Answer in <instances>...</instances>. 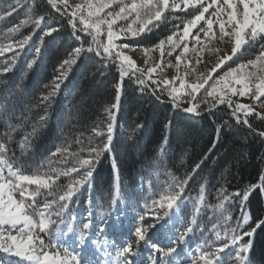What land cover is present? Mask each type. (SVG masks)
<instances>
[{
	"label": "trees",
	"instance_id": "trees-1",
	"mask_svg": "<svg viewBox=\"0 0 264 264\" xmlns=\"http://www.w3.org/2000/svg\"><path fill=\"white\" fill-rule=\"evenodd\" d=\"M10 7L14 10L8 15ZM117 8V5H113V8L105 11ZM194 13V9L166 11V21L155 22V27L150 24L139 36L129 35L114 43L132 46L124 49H152L159 41L182 29L183 23L191 19ZM0 14L5 17L0 20V46L32 35L23 51L17 50L18 55L6 52L0 56V69L11 66V71L0 74V140L11 137L8 155L25 173L54 174L53 169L73 167L77 163L76 155L89 157L88 149L101 146L105 140L104 136H95L93 130L106 128L108 117L105 109L115 103L116 85L121 82L117 67L119 61L106 65L95 52H82L77 63L68 70L67 78L58 92L44 101L42 98L52 90L53 79L59 74L62 61L69 58L75 47L83 46L86 49L90 37L77 32L76 35L82 38L77 40L69 18L61 17L47 4V0H0ZM29 15H43L46 24L58 28V31L44 36L42 40L44 24L41 29L29 24L21 26L16 33L8 32L9 28L21 24ZM130 21L131 17L129 21H119L114 28L118 31ZM77 25L79 27L78 20ZM100 39L106 43V35ZM184 43L181 42V47ZM191 45L194 46V43ZM37 47L41 53L37 63L29 69L27 64L36 57ZM179 49L163 60L164 65L152 75V80L165 79L168 63L176 66L175 55L180 53ZM259 51V44L245 45L241 53L213 74L214 78L240 63L254 59ZM13 56L16 57L14 64ZM179 67V73L174 75L183 76L188 69L183 61ZM144 73L146 76L147 72ZM186 78L190 83L195 82L189 76ZM146 84L147 87H143L135 79L123 78L119 110L112 109L115 125L111 148L94 162L90 182L81 187L71 201L66 202L68 207L61 214L63 220H70L72 214L80 211L97 215L105 213L112 221L106 225V236L113 242L121 243L124 233L130 231L118 229L112 218L115 212L121 214L122 220L128 216L131 219L134 214L140 216L145 210L143 205L160 201L162 195L176 191L180 181L188 178L181 199L171 209L167 207V201L160 204L162 213H169L168 228L151 235L152 242L167 247L174 239L178 240L186 227L191 226L193 231L187 234L183 244L178 245L175 257L194 251L197 247L208 251L227 243L229 247L219 254L222 257L219 264H239L235 257L236 249L230 247L233 229L239 235L254 227L257 221L264 220V195L257 188L250 192L246 202H242L241 197L233 193H243L250 185H258L260 176L264 174V137L258 134L264 131V120L255 115L249 116L250 130L236 123L232 110L226 105L201 111L198 116L185 113L182 108L187 107V103H181L179 108L173 107L167 92L153 95L152 89L157 86L147 79ZM172 86L179 89V81L173 80ZM42 116L45 118L41 119ZM217 129H220L219 135ZM21 142L26 144L23 152L19 147ZM58 148L67 151L53 155ZM86 170L81 168L78 172L59 176L53 191L64 190ZM117 187L119 203L113 208L110 201ZM30 188L34 189L35 185ZM54 198L41 195L37 197V203L42 206L45 200ZM89 200L91 206L87 203ZM221 203L223 207H218ZM174 206L179 216L176 224L171 219ZM244 215L250 219L246 225L242 218ZM52 219L60 226L61 217L53 215ZM55 231L56 225H53L50 236L41 234L45 244L49 240L54 243ZM249 239L252 240L250 264H264V226L257 229L253 237L244 236L238 243ZM146 250L151 256L149 264L160 259L159 253ZM7 258H11L13 264L14 260L20 259L0 251V262Z\"/></svg>",
	"mask_w": 264,
	"mask_h": 264
},
{
	"label": "snow or ice",
	"instance_id": "snow-or-ice-1",
	"mask_svg": "<svg viewBox=\"0 0 264 264\" xmlns=\"http://www.w3.org/2000/svg\"><path fill=\"white\" fill-rule=\"evenodd\" d=\"M47 4L61 17L66 16L69 18L73 35L77 40L82 39L81 36L76 35L79 32L90 37V42L86 49L83 46L75 47L69 58L62 61L59 74L53 79L52 90L42 99L48 101L58 92L61 83L67 78L68 70L77 63L78 58L84 51L95 52V55L104 60L106 65L108 62L119 61L117 67L121 82L116 85L115 103L110 108L105 109L108 117L106 128L93 130L95 136H104L105 140L101 146L90 147L88 149L89 157L87 158L72 154L76 155L77 161L73 167L63 170L53 169L51 171L54 174L25 173L16 160L8 155L10 151L8 143L11 137L9 136L8 140H0V251L26 260L29 264H92L85 248L86 233L92 228L91 219H88L82 225L75 226V214H72L71 219L66 223L61 214L68 207L66 202L71 201L73 195L90 182L94 162L100 158L103 152L109 151L111 148L115 125V114L112 109L119 110L123 78L135 79L137 84L143 87H147L146 79L151 80V83L157 86L152 89L153 95H156L157 92L161 94L167 92L173 107L179 108L181 103H187L188 106L183 107L182 111L192 115L198 116L201 111H210L218 105H226L232 110V116L236 123L243 124L251 130L252 125L248 117L255 115L264 120V115L256 113L253 106L233 103L227 97L229 94L249 97L264 107V100L261 99L264 97V0H83V3L75 6L70 5L69 0H47ZM113 5H117L118 8L113 11H105L113 8ZM188 9H194L195 13L191 19L183 23L182 29L169 35L166 40L159 41L152 49L144 50L147 54L150 50L158 49L161 57L159 63L147 69L146 76L144 70L139 68L128 55L121 50H117L132 48V46L127 44L116 45L114 41L129 35L137 37L146 30L148 25L151 24L155 27L157 26L155 22L166 21L167 17L164 15L166 11L179 12ZM13 10L10 7L7 14L11 15ZM129 17H131V21L121 26L118 31L114 28L119 21H129ZM4 18V15L0 14V20ZM29 24L34 25L35 29H41V25H45L41 40L44 36H51L58 31V28L46 24L43 15L35 17L29 15L21 21V24L9 28L8 32L16 33L21 26ZM214 26L218 27L220 42H232L231 55L220 57L206 74H195V67L201 63V58L198 56L195 63L186 60L184 54L188 53L190 48L187 43H184L182 51L175 55L177 72L180 71L179 66L182 61L188 69L183 76L178 75L176 77V80H179V89L172 86V79L166 78L162 81L151 79L152 75L158 73V70L164 65L163 56L165 53L167 52V55L172 56L175 49L181 48V42L188 40L190 36L195 44L199 46L192 48V51L202 52L205 48H208L212 41L217 38ZM194 29L196 30L195 33L193 32ZM180 32H182V35H180ZM105 35L106 43L100 39ZM174 37H177V39H174ZM225 38H227V41ZM31 39L32 35L30 34L19 41L0 46V56H4L6 52H14L18 55L17 50L23 51ZM257 44H259L260 51L254 59H249L246 63H240L237 67L230 68L222 75L214 78L213 74L223 67L227 61L232 60L238 53H241L245 45L256 46ZM212 50L218 51L217 49ZM35 52L36 57L27 64L29 69L37 63L41 49L37 47ZM15 59L16 57L13 56V64ZM149 62L146 61V63ZM167 66L171 67L172 65L169 62ZM9 71H11V66H6L0 69V74ZM137 73H140V75H136ZM193 74H195V82L185 83V78ZM161 84L163 87H161ZM201 90H203V94H201ZM184 97H187V100H184ZM157 98L159 99V96ZM44 118L41 117V119ZM219 131L220 129H217L218 135ZM258 134L264 137V131H259ZM6 135L8 134L6 133ZM19 147L23 152L26 144L21 142ZM62 151L67 150L58 148L53 155ZM113 167L115 168V164ZM81 168L87 170L82 173L79 179H74L62 191H53V185L59 176L78 172ZM196 168H199V165H196ZM187 179L180 181L176 191L166 192L162 195L160 203L163 204L164 201H167V207L171 209L173 204L181 199ZM33 185H35V188L31 189L30 186ZM257 188L264 195V174L260 176L258 185H250L243 193L236 192L233 195L241 197L242 202H246L250 192L257 190ZM201 192H203V189H201ZM41 195L54 196L55 198L45 200L43 205L39 206L37 197ZM200 199H203L202 195ZM224 199H227V197ZM87 203L91 206V200ZM118 203L119 191L117 187L110 204L114 208ZM153 203L157 202L153 201ZM218 207H223V203L219 204ZM53 215L61 217L59 223L64 224L63 229L59 227L57 221L52 219ZM88 215L91 217V212ZM168 217V212L156 214L147 225L141 224L138 226L135 229L136 246L127 244L120 250L119 255L123 257L121 264H136V261L131 258L140 255L141 242L150 245L156 253L160 254V259L158 261L154 260L152 264H176L174 254H178V245L185 242L187 234L191 233L193 228L191 226L186 227L184 233L179 235L178 240L174 239L167 247L152 242L149 229L164 231L168 228ZM242 218L244 222H247L249 216L244 215ZM144 219V215L139 216L140 221H144ZM194 223L195 220H193ZM53 225H56L58 235L75 236L76 247L84 250L85 254L81 255V252L75 250L70 251L67 246L64 247L63 256L59 252L51 253L48 251L49 246L59 247V245H52L51 240L46 245L41 234L50 236ZM262 226H264V220H259L254 227L239 235L235 234L236 230L233 229L234 234L231 242L237 245L235 257L239 264H250L249 253L252 248V240L249 239L242 244L238 241L243 240L244 236L253 237L256 230ZM77 227L80 228L78 233ZM105 228L106 222L105 226L100 227L97 231L103 233ZM228 247L229 244L225 243L223 246H216L208 251H200L198 258L192 260L191 264H219L222 259L219 254Z\"/></svg>",
	"mask_w": 264,
	"mask_h": 264
},
{
	"label": "rangeland",
	"instance_id": "rangeland-1",
	"mask_svg": "<svg viewBox=\"0 0 264 264\" xmlns=\"http://www.w3.org/2000/svg\"><path fill=\"white\" fill-rule=\"evenodd\" d=\"M69 3L71 4H80L83 3V0H69ZM195 30V29H194ZM193 30V32H194ZM214 30L216 31V36L217 38L212 41L211 45L208 48H205L202 52H194L191 49L194 47H199L195 44V41L189 37L188 40L185 41L189 45L190 51L188 53H185V58L190 59L193 63H195L197 57L199 56L201 58V63L196 65L195 67V74H206L209 69H211L218 59L220 57H223L225 55H231V49H232V42L226 41L227 42H220L219 41V33H218V27L214 26ZM194 43V46L191 45V43ZM167 47V46H166ZM212 49H217L218 51H214ZM180 52L182 51V47L179 49ZM124 54L128 55L135 63L136 65L143 69L144 71L147 72V69L154 64H157L160 62L161 57H160V52L152 53L148 52L147 54L145 51L141 50H134V49H123L122 51ZM168 57L167 52L163 56V60ZM146 61H150L149 63H146ZM184 65V62H183ZM222 68V67H221ZM220 68V69H221ZM218 69L217 72L220 70ZM247 71V69H245ZM216 72V73H217ZM174 73H177L176 71V66L172 65L171 67L168 66V69L164 73V78L168 79H173L174 81H179L176 80L177 74L174 75ZM189 75L191 81H194V76ZM185 83H190V80L188 78L185 79ZM239 87V86H237ZM228 99H231L235 103H240L244 105H250L254 107L255 111L260 112L261 114L264 115V107L260 106V104L253 99L249 97H240V96H232L228 95ZM264 100V97L261 98ZM160 201H157V203H151L150 205H143L144 213L141 215L145 216L144 221L139 220V216L131 215V218L128 216L124 220L120 219L121 214L118 212H115L112 216L114 219L116 226H118V229L121 231H125L128 228L129 233L126 232V236L122 238V241L119 246L115 245L116 243H110V241L107 239L106 236V231L103 233H100L97 231L102 226L110 225L112 223L111 220L106 216L105 213H100V214H92L91 217H89V213H83V212H78L75 214L76 216V221H75V226L82 225L84 222H87L88 219H91L92 221V228L91 230L86 233L87 238L90 236L89 239L86 241V253L88 258L92 261V264H121V261L123 260V257L119 255L120 250L126 246L127 244H132L134 247L136 246V236H135V229L140 226L141 224L147 225L156 214L162 213L160 209ZM178 209L176 206H174L173 213L171 215V219L173 220L174 224H176L179 220L178 218ZM68 222V220L65 221V223ZM249 219L247 222H244V224H248ZM64 224L62 223L60 228L63 229ZM77 233L80 231L79 227H77ZM166 230V229H165ZM164 230V231H165ZM163 231H157L156 229H149V236L154 235L156 233H162ZM59 245V247H53L51 246L48 247V251L51 253L59 252L61 256L64 255V247L67 246L70 251L75 250L78 252H82V254H85L84 250H81L80 248L76 247V237H65L63 235H58L57 231L55 233V245ZM48 245V244H46ZM230 247L232 249H236L237 245H234L231 243ZM150 252H154V250L150 247V245L144 244L141 242L140 246V255L137 257H132L134 261H136V264H144V263H151V256L148 254L147 250ZM201 248L197 247L194 249V251L190 250L186 253H182L179 255H176L175 261L176 264H191V261L194 259H197L199 256ZM156 253V252H154ZM112 255L114 257L113 260H110V256ZM13 260L11 258H7L4 261H1L0 264H13ZM15 264H29L28 261L19 259V261H15Z\"/></svg>",
	"mask_w": 264,
	"mask_h": 264
}]
</instances>
